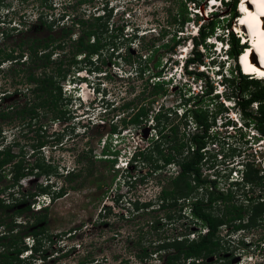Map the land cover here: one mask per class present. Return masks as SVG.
Wrapping results in <instances>:
<instances>
[{
  "label": "rangeland",
  "instance_id": "374dc122",
  "mask_svg": "<svg viewBox=\"0 0 264 264\" xmlns=\"http://www.w3.org/2000/svg\"><path fill=\"white\" fill-rule=\"evenodd\" d=\"M104 1L33 0L34 6L26 8L24 19L20 16L21 0L0 1V56L9 50H14V54L26 51L32 42L43 43L53 37L55 43L45 50H53L49 68H56L59 60H64V67L73 39L80 35L82 27L74 25L72 41L66 38L65 46L61 49L57 44L62 40L63 27H70L72 21L78 18L93 21V15L102 13H97V8ZM185 1L186 9L183 12L187 21L180 29L181 2ZM224 1L112 0L114 8L109 22L100 29L103 32L102 40L107 44L102 54L105 63L94 60L92 71L83 69L71 72L67 80L61 81L64 97L70 99L67 110H71L66 114H70V117L67 116L69 119L66 120L52 122L48 119L50 115L41 114L30 119L27 114L15 113L14 106H23L25 99L31 95L28 73L32 71L38 74L42 60L38 58L31 62L23 53L21 57L15 55L14 59L0 62V109L9 111L6 118H0L3 136L1 147L9 146L17 155L14 160H22L24 166L36 165L37 162L51 166L45 172L40 167L34 169L32 174L20 178L18 185L9 186L10 172L0 180V188H3L0 198L6 201L15 197L20 199L23 193H33L46 187V192L39 194L36 199L26 196V202L0 212L5 222L16 219L21 223L15 226V230L23 231L21 234L36 229L37 225L33 223L35 217L46 214V220L38 222L45 227L44 232L39 235L38 241L25 235L27 250L19 255L20 260L17 259L15 264H167V251L155 250L160 240L186 233L190 231L189 228L194 231L192 228L199 226L188 219H165L168 211L174 218L178 215V207H159L161 202L158 195L161 188L167 186L170 172L165 173L162 168H158L149 173L150 168L155 167L151 160L137 163L133 168L125 165L135 150V142H138L136 146L139 150L149 154L151 143L157 141L158 136L156 121L150 117L139 127L123 126L121 119L123 116L128 118L129 110L124 111L120 106L133 101L134 104L143 102L153 111L161 104L164 107L176 106L178 111H182L178 106L182 94H200L206 81L219 90L216 82L220 78L224 80L218 75L220 69L222 74L234 77V83L230 81L225 87L228 94L232 93L233 86H237L240 81L239 73L234 71L235 61L229 56L223 62L225 53L218 52L216 44L212 42L215 34H223L225 44L229 37L227 32L233 24L230 5ZM240 3L237 0V12ZM38 12L44 14L43 19L47 23H53L52 28L38 19ZM213 12L218 14L211 15ZM213 16L218 21L214 34L208 37L209 41L208 38L205 40V45L198 46L203 61L196 68L203 71V75L194 79L193 75L185 71V60L192 57V38L199 35L198 25L207 26ZM22 21H26V25H22ZM228 23L230 26L226 29ZM120 28L121 32L118 30ZM174 32L179 42L171 50ZM114 39L117 40V49L113 51L111 46ZM152 42H155L156 50L141 47H149ZM127 52L131 54L130 63L124 58H129ZM94 65H99L101 69L93 70ZM137 67L144 69L141 77ZM189 68H194V65L190 64ZM159 70L162 71L160 78L165 82L164 88L168 90L165 94L152 95V83L158 80L154 75ZM145 81L149 84L146 87ZM239 92L236 90L237 94ZM205 104L210 110L216 106L213 99L205 101ZM251 108L255 110L256 105L252 104ZM169 121L178 123L180 116L173 114ZM112 125L117 126L114 132L118 136L111 132ZM242 132L240 139L250 138H247V134L251 135V132ZM236 134L233 136L237 138L238 132ZM39 140L47 142L35 149ZM233 141L234 137H226L225 141L220 138L215 147L209 146L211 154L217 155V164L221 161L218 154L229 156L227 144ZM103 145L107 146V150L117 152L115 162L112 161L113 155L103 153ZM255 149L242 147L246 156L257 167L264 169V147L261 152ZM151 156L156 158L155 154ZM238 159L236 157L230 164L224 161L219 167L229 173L233 171L231 165L236 164ZM156 163L161 164V161ZM69 172L77 173L73 180L65 178ZM61 186L65 188L63 195L51 199V191H57ZM259 189L264 191L255 187L253 193H259ZM143 202H151L152 205L145 208L141 205ZM29 203V210L11 214L14 209ZM135 203H138V208ZM44 205H47V209L40 208ZM156 219H159L160 224L153 228ZM262 222L263 225L258 223L255 227L235 232L222 228L221 235L225 241L222 250L216 257L204 259L203 264H264V220ZM4 229L6 227H0L1 231ZM240 238H243V243L238 242ZM184 264H189V260H185Z\"/></svg>",
  "mask_w": 264,
  "mask_h": 264
},
{
  "label": "trees",
  "instance_id": "16d2710c",
  "mask_svg": "<svg viewBox=\"0 0 264 264\" xmlns=\"http://www.w3.org/2000/svg\"><path fill=\"white\" fill-rule=\"evenodd\" d=\"M181 3L182 20L179 22L180 29L184 22L187 21L186 15L183 12V10L186 9V1ZM224 3L230 5L229 12L232 18L237 13V0H227L224 1ZM199 8L201 9V6ZM111 14L112 10H105L103 14L93 15V21L91 22H88V20L83 18H78L72 21L70 27H63L62 40L57 44V47L61 49L64 48L67 40L70 41L72 39L71 31L74 25L77 24L82 27L80 35L73 39L74 42L69 51L70 55L68 56L64 67V60H59L56 64V68H49L50 63L52 62L51 54L53 50H45H47L52 43H55L53 37L52 39L49 37L48 40L43 43L37 42L34 44V42H32L27 46L26 51H19L16 54H14V50L4 51L3 55L0 56V62L14 59L16 58L15 55L21 57L23 53H26V57H29L31 62L38 58L43 61L41 70L38 74L32 71L28 73L27 80L31 95L25 99L23 106H20V104L14 106L16 108V114H27L30 119H34L40 114L42 116L50 115L48 119L52 122L69 119L70 114L67 115L69 117H67L66 114L71 110H67V107L70 104V99L64 97L61 81L67 80V77L71 72H79L83 69L89 72L92 71L91 65L94 60H99L102 64L105 63L102 54L103 49L107 44L102 40L103 32L100 29L106 27ZM217 14V12H213L211 15ZM41 22L46 23L45 20H41ZM217 23L218 21L215 20L213 16L210 21L207 22V26L199 24L197 27L199 35L192 38L193 53L192 57L186 58L185 60V71L189 75H193L194 79H199L202 77L201 75H203V71L196 68L198 65L202 64L203 61L202 53L198 49V46L205 45V40L214 34V28ZM47 26L52 28L53 23H47ZM229 26L230 23L226 25V29H229ZM230 29L227 32V35L229 36L227 39L229 40V49L226 53L235 61L234 71L239 73L240 81L237 86H233L232 93H226L225 95L226 97L235 100L244 119L247 122L253 123L257 130L264 135V79L250 78L240 71L239 68L242 64L240 66L238 61L239 57H237V55L241 52L242 45L239 43V40L232 29ZM118 30L121 32V28ZM175 32L171 38L174 41L169 48L171 50L174 48V45L179 42V40L175 39ZM115 35L116 34H114V37ZM178 39H180V36H178ZM112 44L111 48H113L112 50L114 51V49H117V40L114 39ZM141 47L145 50L157 49V47H155V42H152L149 47L146 45H141ZM126 55H128L129 58H126L127 56L124 58L130 63L131 54L128 53ZM118 56H121V54H118ZM190 64H193L194 68H189ZM100 69L99 65L93 66V70L99 71ZM137 69L139 71V76L141 77L144 69L141 67H137ZM154 76H156L158 80L152 83L153 85L150 94H165L168 89L164 88V80H160L162 71L159 70L155 72ZM223 79L224 83L226 82L225 85H227V87L228 82L231 81L234 83L235 81L232 75H226ZM148 85V82L145 81L144 87ZM213 90V84L206 81L205 88L200 94H182L179 105L184 109V113L178 123L169 121L170 116L168 115V112L171 109H166L162 105L156 111H153L150 106H145L143 102L140 104H134L133 101L125 102L120 106V109H124V111L129 110L128 118L123 116L121 119L123 126L132 125L133 127H139L141 124H145L149 117L156 121L155 128L157 129L158 140L151 143V148L149 149L150 153H145L143 150H138L135 153V157L139 155L142 162L145 160H151L154 162L155 167L150 168L151 171L149 173H152L153 169L156 170L158 168H163L166 164L172 161L178 163L180 166L179 173L175 177H171L167 186H163L160 190L158 195V200L161 201L159 205L160 209L176 208L178 206L177 200L179 198L195 194L200 185L205 186L208 182L206 179L201 178V166L203 164V159L205 158V152L202 149L206 147L208 141L212 138L209 133V128L215 123L216 116L225 110L223 104L217 102L216 97H218V95L213 93ZM236 90L240 91L239 94L236 93ZM209 99L216 101L214 110H210L207 107V104H205V101ZM252 104L256 105L255 110H252ZM8 115L9 111L7 109H0V118H6ZM188 115L191 116V119L198 127V131L189 135L185 133V130L181 131L180 129L181 125L183 127L187 125ZM116 128V125H112L111 132L116 131ZM1 131L0 126V180L5 178L8 172H10L11 183L9 186H13L18 185L20 178L32 174L34 169L40 167L42 172H45L47 169L50 170L51 166L44 162L43 164L37 162L36 165L24 166L22 160H14L17 155L11 150V148L9 146L1 147L3 144ZM46 142V140H39L34 146L35 149L44 146ZM102 149L104 154L113 155L114 157L112 158V161H116L117 152L115 150L114 152H111L107 150V146L105 145H103ZM152 154H155L156 158H153L151 156ZM158 160L161 161V164L156 163ZM76 175L77 173L74 174V172H69L65 175V178L73 180ZM243 177L245 182L263 187L264 189V172L252 162L247 161V163L244 164ZM211 183L215 185L214 181ZM2 190L3 188H0V191ZM239 190L241 189L238 188V191ZM205 191L206 195L203 194V196L198 197L191 203V208L187 215L182 212V208L177 209L178 215L176 218H174L169 211L166 212L165 219L169 221L174 219H188L194 224H199L207 228L205 233H198L197 237L194 239H188L186 235L190 231H185L186 233L179 234L178 236H167L164 237V240H160V243L155 246V250L167 251L165 256V262L167 264H184V261L187 259L189 260V264H203L205 258L213 255L217 256L222 250V245L225 242L222 238L224 236L221 235L223 227L229 232H235L247 230L255 227L258 223H263L264 199L259 200L261 196L247 197L246 200L248 202L245 203L240 201L238 191L235 192L230 188L225 192L219 191L215 188L213 190H208L206 187ZM44 192H46V187H41L38 191L33 193H23L20 199L15 197L10 201H6L5 199L0 198V212H5L7 208H11L18 203L26 202V196L31 197L34 200L39 194ZM64 192L65 188L63 186L57 191H51V199L62 196ZM241 194L246 197V191H242ZM262 196L264 198V194H262ZM135 205L137 208L139 207L138 203H135ZM141 205L147 208L152 204L151 202H143ZM30 207V203L26 204L22 208L14 209L11 214H20L23 211L29 210ZM40 208L47 209V205H44L43 207L41 206ZM45 220L46 214L44 213L35 217L33 223L37 225L38 222H44ZM18 224L21 223H18L16 219H11L10 221L5 222V218L0 217V227H6L3 231L0 230V247L2 248V250H0V264H15L17 259L20 260L19 255L27 250V246L24 244L25 235L28 234L33 240L38 241L39 234L45 230V227L42 226L39 230L33 229L21 234L23 233L22 230H15V226H19ZM159 224V219H156L153 228H157V225ZM238 242L243 243V238H240Z\"/></svg>",
  "mask_w": 264,
  "mask_h": 264
},
{
  "label": "built area",
  "instance_id": "2783aa9c",
  "mask_svg": "<svg viewBox=\"0 0 264 264\" xmlns=\"http://www.w3.org/2000/svg\"><path fill=\"white\" fill-rule=\"evenodd\" d=\"M99 12H102L101 14H103L105 12V10H103V11L98 10L97 13H99ZM141 36H143V35H141ZM217 81L218 82H216V84L219 87V90L217 91L215 89L216 87L214 86V90L216 92L214 90H213V92L218 95L220 100H218L217 102H221L223 104V106L225 107V110L217 115L219 118L216 116L215 123L209 128V133L211 134L212 138H210L206 147L204 149H202L205 152V158L203 159V164L201 166V178L206 179L208 182L206 183L205 186L200 185L197 188V191L195 194H191L190 196L182 197V198H179L177 200V203H178L177 207L183 208V212L186 215L190 211L191 203L193 201H195L198 197L203 196V194L206 195V191H205L206 187L208 190H213L215 188L219 191H225V192L229 188L233 189L235 192H237L238 188H240L241 190L238 191V193L240 195V201H243L245 203L248 202L246 200L247 197L261 196L259 198V200L264 199L262 196V194H264V191L259 189V191H260L259 193H256V194L253 193L255 187L262 188V189H263V187H260L257 185H251V184L245 182V180H244V177H243L244 164L247 163V161L252 162V163H253V161H251L250 158L248 156H246L245 150H242V147L245 146L247 149H251V147H253L254 149L257 148L255 150L261 152V150H263V147H264V135H262L257 130V128L253 125V123L247 122L244 119V117L242 116V113L240 111V108H238L237 104L235 103V100H233L232 98L226 97L225 94L227 92L225 90V87H227V85H225V83L221 79H219ZM200 91L202 92V88ZM194 94H197V93L194 92ZM218 97H216V100ZM215 103H216V101H215ZM161 105H159V107ZM178 106L180 108H182L179 104H178ZM164 108H166V109L170 108L171 109L168 112L169 116H172L173 114L179 115L180 118L183 116V113H184L183 108H182V111H178L176 106H172V107L167 106ZM158 109L159 108H157V110ZM212 110H214V109H212ZM189 126L192 127L191 130L190 129L187 130V128H190ZM180 129H181V131L185 130V133L187 135L193 134L194 132L198 131V127H197L196 123L191 119V116H189V115L187 116V125L185 127H183L181 125ZM246 130L251 132V135L249 133L247 134V138L248 137H250V138L244 139V140L240 139L242 134H243L242 131H246ZM234 131H236L235 134H234ZM237 132H238V137L236 138V136H233V135H237L236 134ZM221 133H223V135H221ZM113 134L117 135V136L119 135L116 132H113ZM226 137H232V138L234 137L235 141H233L230 145L227 144V147H229L228 151H230L229 156H227L226 154H225V156L218 154L221 161H220V164H217L215 162L217 155H216V153L211 154L209 146L213 145L212 147H215L220 138H223L225 141ZM133 140H134V138H133ZM137 144H138V142L134 143L133 147H135V150L133 151V154H135L139 150V148H137V146H136ZM254 146H256V147H254ZM260 146L262 147V149ZM233 149H235V150H233ZM236 157H239V159L236 160V164L231 165V169H233V171L231 170V171H229V173H226V172H224L225 171L224 168L219 167V165H222V162H224V161H228L227 164L233 163L235 161ZM225 159H228V160H225ZM140 162L144 163L141 161V159L139 158V155H138L137 157H134L131 160V162L126 161L125 165L127 166V168H133V165H136L137 163H140ZM162 170H164L165 173L170 172V174H169L170 177H175L180 171V166L178 165V163L172 161V162L166 164L162 168ZM262 170L264 172V169H262ZM212 181L215 182V185H213L211 183ZM193 183H195V182H193ZM242 191H246V197L243 194H241ZM198 227H199V229H198ZM198 227L197 228L193 227L192 229L194 231H191V228H190V232L186 235L188 239H194L197 237L198 233L203 234L207 231L206 227H203L201 225H199ZM195 233H196V235H195Z\"/></svg>",
  "mask_w": 264,
  "mask_h": 264
},
{
  "label": "bare ground",
  "instance_id": "6f19581e",
  "mask_svg": "<svg viewBox=\"0 0 264 264\" xmlns=\"http://www.w3.org/2000/svg\"><path fill=\"white\" fill-rule=\"evenodd\" d=\"M240 1L241 3L239 7L240 9L245 10V13L244 16L239 19V23L243 24L251 31V36H250L251 49H248L246 51L247 53L242 52L238 56L239 57L238 61L240 63V66L242 64L241 67L243 72L252 73V74L255 73L261 74L264 73V0H240ZM252 3L254 4L255 9L252 8ZM261 25L263 28L261 27ZM235 27L236 30H238L239 32H241L243 29L242 27H238V25L237 26L235 25ZM257 54H258V61H256L255 59V55Z\"/></svg>",
  "mask_w": 264,
  "mask_h": 264
},
{
  "label": "flooded vegetation",
  "instance_id": "af4514ba",
  "mask_svg": "<svg viewBox=\"0 0 264 264\" xmlns=\"http://www.w3.org/2000/svg\"><path fill=\"white\" fill-rule=\"evenodd\" d=\"M0 1H2V0H0ZM21 5H22V7L20 8V16H22L23 17V19H24V16H26V8L28 7V6H34V3H33V0H21ZM43 13H39L38 12V19L41 21V20H44L43 19ZM46 21V20H45ZM22 25H26L25 23H26V21H22ZM47 23V22H46ZM38 225H40V224H37V226H36V229H40V227H42L43 225L41 224L40 226H38ZM44 232V231H43ZM43 232H41V233H43ZM40 233V234H41ZM39 234V235H40ZM219 255V254H218ZM214 257H216L215 255H213ZM211 257L212 256H209V257H207V258H205V260H207V259H211Z\"/></svg>",
  "mask_w": 264,
  "mask_h": 264
},
{
  "label": "clouds",
  "instance_id": "9594fccd",
  "mask_svg": "<svg viewBox=\"0 0 264 264\" xmlns=\"http://www.w3.org/2000/svg\"><path fill=\"white\" fill-rule=\"evenodd\" d=\"M112 2V0H105L104 1V3L102 4V6H100V7H98L97 8V10H101V11H103V10H113V8H114V4H112L111 3ZM185 67V66H184ZM217 71H219V70H217ZM218 75H220V77H223L224 78V76H226V75H228L227 73H226V75H224V74H222L221 73V69H220V72H218ZM230 75V74H229ZM228 75V76H229ZM221 79V78H220ZM223 81V80H222ZM224 82V81H223ZM81 86V85H80ZM135 157V154H132V156L129 158V162H131V160L133 159Z\"/></svg>",
  "mask_w": 264,
  "mask_h": 264
}]
</instances>
